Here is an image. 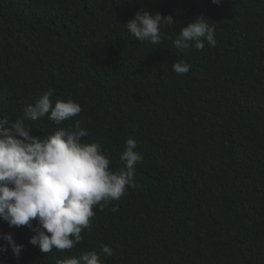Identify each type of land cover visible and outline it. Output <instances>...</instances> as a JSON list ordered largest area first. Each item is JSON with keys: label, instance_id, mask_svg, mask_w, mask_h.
<instances>
[{"label": "trees", "instance_id": "trees-1", "mask_svg": "<svg viewBox=\"0 0 264 264\" xmlns=\"http://www.w3.org/2000/svg\"><path fill=\"white\" fill-rule=\"evenodd\" d=\"M142 11L173 17L157 45L123 25ZM198 16L216 46L181 53L172 40ZM180 60L189 73L171 70ZM48 89L80 115L25 119ZM0 119L37 137L80 120L114 172L128 138L143 156L136 187L97 205L72 250L42 253L27 227L0 221L24 245L17 260L0 240V264H57L101 245L112 250L101 264H264V0H0Z\"/></svg>", "mask_w": 264, "mask_h": 264}, {"label": "clouds", "instance_id": "clouds-1", "mask_svg": "<svg viewBox=\"0 0 264 264\" xmlns=\"http://www.w3.org/2000/svg\"><path fill=\"white\" fill-rule=\"evenodd\" d=\"M219 4L220 0H211ZM173 24L171 15L159 12H137L123 24L139 42L157 45L162 40V25ZM168 39L172 40L169 36ZM205 42L215 47V28L208 20L196 17L182 28L173 46L181 53L190 48L203 51ZM185 60L174 62L171 70L177 75L189 73ZM53 89L44 91L24 110V118L36 121L48 115L55 125L77 117L82 106L73 100H56ZM0 119V221L11 228L27 227L34 234L29 243L42 253L72 250L83 240L81 233L91 227L94 208L118 201L129 188H135V168L142 163L136 141L128 138L120 156L123 167L110 170V159L99 142L85 143L89 133L76 120L68 127H59L46 137L30 135L32 130L23 119H17L11 130ZM113 211L115 209L113 208ZM35 222V226L33 224ZM19 260L24 245L17 244L11 233H0ZM7 248L0 247V252ZM100 254L111 256L112 250L100 246V253L86 251L57 261V264H101Z\"/></svg>", "mask_w": 264, "mask_h": 264}]
</instances>
